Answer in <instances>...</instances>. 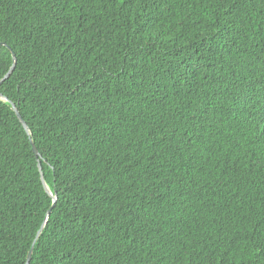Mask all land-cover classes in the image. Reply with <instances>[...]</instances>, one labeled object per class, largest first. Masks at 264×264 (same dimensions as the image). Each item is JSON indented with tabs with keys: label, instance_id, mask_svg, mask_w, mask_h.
Here are the masks:
<instances>
[{
	"label": "trees",
	"instance_id": "16d2710c",
	"mask_svg": "<svg viewBox=\"0 0 264 264\" xmlns=\"http://www.w3.org/2000/svg\"><path fill=\"white\" fill-rule=\"evenodd\" d=\"M9 48L0 264H264V0H0Z\"/></svg>",
	"mask_w": 264,
	"mask_h": 264
},
{
	"label": "water",
	"instance_id": "95a60500",
	"mask_svg": "<svg viewBox=\"0 0 264 264\" xmlns=\"http://www.w3.org/2000/svg\"><path fill=\"white\" fill-rule=\"evenodd\" d=\"M9 50L12 52L11 48H9ZM12 60H13V64L12 66L10 67L9 71L7 72V74L3 77V79L0 81V84L1 82H4L7 78H9V76L11 75V73L13 72V69L16 65V56L15 54L12 52ZM0 98L5 100V101H8V99L6 97H4L1 93H0ZM10 104L12 105V108L13 110L15 111L18 119L20 120L22 126L24 127V129L26 130V132L29 134V128L26 124V122L22 119L18 109L16 108L15 104H13L12 102H10ZM31 145H32V150L35 154V157L37 158L38 160V168H39V171L41 173V181L43 183V186L46 190V192L48 193V195L50 197L53 198V205L51 206V208L48 210L47 212V218L49 217V215L51 214V211L53 209V207L55 206L56 204V201H57V192L55 191L54 193L51 191V189L48 187L45 179H44V176H43V172H42V167H41V163L39 162V151L37 150L36 146L34 145L33 141H31ZM44 225L41 227L40 231L38 232L37 236L40 235L42 229H43ZM31 258H32V250L28 253V257H27V261H26V264H30V261H31Z\"/></svg>",
	"mask_w": 264,
	"mask_h": 264
}]
</instances>
